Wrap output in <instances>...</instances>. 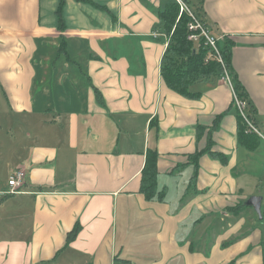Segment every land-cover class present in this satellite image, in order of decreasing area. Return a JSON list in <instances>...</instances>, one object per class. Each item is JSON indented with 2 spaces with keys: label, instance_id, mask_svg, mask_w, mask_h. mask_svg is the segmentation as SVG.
Returning a JSON list of instances; mask_svg holds the SVG:
<instances>
[{
  "label": "crops",
  "instance_id": "0c3cea01",
  "mask_svg": "<svg viewBox=\"0 0 264 264\" xmlns=\"http://www.w3.org/2000/svg\"><path fill=\"white\" fill-rule=\"evenodd\" d=\"M92 1L110 13L65 0L60 31L59 0H0V264H262L263 219L238 207L261 196L264 142L239 145L230 86H166L159 0ZM192 4L263 123L264 0ZM147 150L160 200L139 192Z\"/></svg>",
  "mask_w": 264,
  "mask_h": 264
},
{
  "label": "trees",
  "instance_id": "16d2710c",
  "mask_svg": "<svg viewBox=\"0 0 264 264\" xmlns=\"http://www.w3.org/2000/svg\"><path fill=\"white\" fill-rule=\"evenodd\" d=\"M78 2L89 3L100 10L108 9L104 6L94 3L92 0H76ZM188 6L192 5L194 8L192 11L197 13V8L192 4V0H183ZM65 4V0H59L57 9L55 11L58 20V29L64 30V23L62 18V8ZM159 7L156 8V16L158 23L153 27L154 32H157L159 39L165 41V50L160 61V76L166 86L174 92L187 97L194 98L198 96V93L192 90V86L198 82L206 81L209 79H221L223 76V67L227 71L233 89L239 98H244L249 103L248 110L252 111L253 108L247 95L237 80L231 65V47L232 42L223 37L222 40L217 41L218 53L222 59L223 67L218 62L214 50L205 45V40L199 38L197 41H192L187 38L189 34L188 22L190 20L186 12H180V6L176 0H159ZM110 13V12H109ZM65 42H61L59 51H65ZM231 107L234 108L233 100ZM236 119L238 127V143L247 150H252L257 146L258 137L251 133L245 132V124L241 120L240 115L236 109ZM222 114L217 115L214 123H217ZM200 151H197L192 155L195 160ZM221 161L225 156L215 152H209ZM157 154L152 150L146 151L145 164L141 170L139 192L147 200L157 198L161 199V192H157L156 176H157ZM245 207L240 204L238 208ZM261 219L264 218V213H261ZM78 226H75L66 237V241H70L76 234ZM264 264V253L263 261Z\"/></svg>",
  "mask_w": 264,
  "mask_h": 264
},
{
  "label": "built area",
  "instance_id": "2783aa9c",
  "mask_svg": "<svg viewBox=\"0 0 264 264\" xmlns=\"http://www.w3.org/2000/svg\"><path fill=\"white\" fill-rule=\"evenodd\" d=\"M176 1L180 6V12L182 11L186 12L190 18L187 24L189 30V34L187 35V38L192 41H197L199 40V38H203L205 40V45H207L208 47L214 50L218 62H220L223 67L222 59L218 53L217 41L219 38L224 36L221 35L219 38L214 36L207 28L204 21L201 18H199L196 13L192 11V9L190 8V6H188L187 3H185L183 0H176ZM221 80L225 81L232 90L233 105L237 113L240 115L241 120L245 124V132L256 135L261 141L264 142V122L263 123L257 122L253 117L252 111L248 110L249 103L246 101V99L239 98L236 95L233 89V84L231 82V79L227 71L224 69V67H223V76L221 77ZM7 184L9 186V189L6 191L7 194H18L25 192L26 191L25 171L22 168H18L12 171L7 179Z\"/></svg>",
  "mask_w": 264,
  "mask_h": 264
},
{
  "label": "water",
  "instance_id": "95a60500",
  "mask_svg": "<svg viewBox=\"0 0 264 264\" xmlns=\"http://www.w3.org/2000/svg\"><path fill=\"white\" fill-rule=\"evenodd\" d=\"M261 196L259 195H252L249 196L245 201L244 205L250 207L253 212L258 216L259 219H261Z\"/></svg>",
  "mask_w": 264,
  "mask_h": 264
},
{
  "label": "rangeland",
  "instance_id": "374dc122",
  "mask_svg": "<svg viewBox=\"0 0 264 264\" xmlns=\"http://www.w3.org/2000/svg\"><path fill=\"white\" fill-rule=\"evenodd\" d=\"M259 144H262V143L260 142ZM262 175H263L262 181L260 184H258L257 191L259 192V194L262 196V198L264 200V171H263ZM261 211L264 212V202L262 204ZM261 222H262L261 224H264V218Z\"/></svg>",
  "mask_w": 264,
  "mask_h": 264
}]
</instances>
